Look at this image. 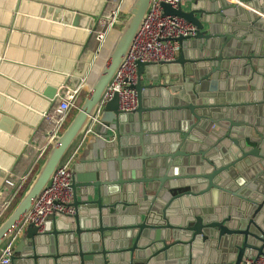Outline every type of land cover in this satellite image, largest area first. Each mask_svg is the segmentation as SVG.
I'll return each mask as SVG.
<instances>
[{"label": "water", "instance_id": "water-1", "mask_svg": "<svg viewBox=\"0 0 264 264\" xmlns=\"http://www.w3.org/2000/svg\"><path fill=\"white\" fill-rule=\"evenodd\" d=\"M128 1L78 107L1 220L0 254L82 143L128 57L153 0ZM239 1L161 3L164 16L181 18L193 34L176 40L170 64L136 62V110L120 111L115 94L103 106L93 157L70 167L75 214L48 217L42 233L29 225L12 264H241L264 256V0ZM101 17L93 27L76 13L72 25L90 31ZM60 92L46 91L48 112Z\"/></svg>", "mask_w": 264, "mask_h": 264}, {"label": "crops", "instance_id": "crops-1", "mask_svg": "<svg viewBox=\"0 0 264 264\" xmlns=\"http://www.w3.org/2000/svg\"><path fill=\"white\" fill-rule=\"evenodd\" d=\"M128 3L0 0V206L12 191L5 180L18 184L25 178L27 182L41 162L46 128L43 116L50 108V101L44 96L46 91L59 90L65 84L74 87L83 77L88 81L86 91L98 59L104 58L117 33L114 27L92 63L97 43L88 29L72 25L74 14L88 16L89 26L93 27L102 14L95 26V30H101L103 17L113 9L125 11ZM74 111H70L68 121ZM97 126L95 133L80 145L74 164L92 155Z\"/></svg>", "mask_w": 264, "mask_h": 264}, {"label": "built area", "instance_id": "built-area-1", "mask_svg": "<svg viewBox=\"0 0 264 264\" xmlns=\"http://www.w3.org/2000/svg\"><path fill=\"white\" fill-rule=\"evenodd\" d=\"M224 1L228 4L242 5L239 0ZM161 3H166L176 8L180 0H153L151 10L133 42L130 53L104 94L99 109L86 130L82 143L87 136L95 133V128L100 123L99 118L103 106L110 101L115 94L118 98L120 111L131 113L136 110L137 97L136 92L132 89V86L137 83L136 62L139 61L155 65L160 63L170 64L176 60L180 52V45L176 40L179 37L191 36L193 34L194 28L181 18L164 16ZM118 13V9H113L109 14L103 17V27L101 30L93 29L89 31L97 43V49L95 50L92 63L96 62L95 59L103 47L106 38L111 30L114 29V20ZM87 83V78L83 77L74 87L63 85L61 87V92L57 94L56 104L49 112L44 114L43 119L46 123V128L43 133L45 143L41 147L42 152L40 159L49 146L51 139L64 129L70 111L78 107L79 97L85 91ZM77 150L64 166L56 172L51 186L41 194L33 208L25 216L22 225L14 233L11 242L0 254V264H12L11 258L14 244L29 225L37 228L38 233H42L44 223L48 217L68 220L73 217L75 209L72 206V174L70 173V167L73 164V159ZM20 180L21 182L18 184H15L8 178L4 182V184L12 190L10 198L4 202L5 211L11 206L23 186V183H25V178H21ZM241 264H264V256L245 258Z\"/></svg>", "mask_w": 264, "mask_h": 264}, {"label": "rangeland", "instance_id": "rangeland-1", "mask_svg": "<svg viewBox=\"0 0 264 264\" xmlns=\"http://www.w3.org/2000/svg\"><path fill=\"white\" fill-rule=\"evenodd\" d=\"M103 59L104 58H101V59H98V63H97V65H98V67L96 68V70L94 71V73H92V75H91V81H92V79L94 78V76H95V74L97 73V71H98V69L100 68V66H101V63H102V61H103ZM0 220L3 218H5V207H4V203L0 206ZM5 215V216H4Z\"/></svg>", "mask_w": 264, "mask_h": 264}, {"label": "trees", "instance_id": "trees-1", "mask_svg": "<svg viewBox=\"0 0 264 264\" xmlns=\"http://www.w3.org/2000/svg\"><path fill=\"white\" fill-rule=\"evenodd\" d=\"M15 200H16V199H15ZM10 209H11V206L7 209V211L5 212V215H7V214L9 213ZM5 215H4V216H5ZM2 219H3V218H2ZM2 219H1V220H2ZM1 220H0V222H1Z\"/></svg>", "mask_w": 264, "mask_h": 264}]
</instances>
